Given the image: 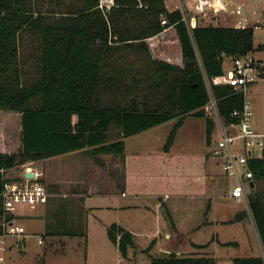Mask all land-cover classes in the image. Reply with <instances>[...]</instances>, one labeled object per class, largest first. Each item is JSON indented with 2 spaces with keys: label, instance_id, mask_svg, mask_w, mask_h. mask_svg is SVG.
I'll return each mask as SVG.
<instances>
[{
  "label": "trees",
  "instance_id": "16d2710c",
  "mask_svg": "<svg viewBox=\"0 0 264 264\" xmlns=\"http://www.w3.org/2000/svg\"><path fill=\"white\" fill-rule=\"evenodd\" d=\"M170 25L178 32L183 63L154 55L147 41ZM24 30L37 33L38 51L26 54ZM261 46L255 45L254 25L190 28L181 9L166 0H0V111L17 109L21 122L19 148L0 149V214L7 169L27 160L73 149L97 158L101 152L123 156L126 135L177 116L163 145L169 149L189 112L205 115L211 135L216 118L204 107L210 99L205 73L213 79L224 71L227 54ZM30 55L33 65H27ZM211 83L221 113L231 119L243 91ZM248 163L255 178L249 205L264 246V196L256 182L264 177V153L250 155ZM48 203L45 234L87 233L86 215L75 209L74 197ZM248 213L241 208L231 220ZM107 231L124 255L135 244L133 232L117 221ZM150 264H217V257L171 249L151 255ZM233 264H264V253L235 255Z\"/></svg>",
  "mask_w": 264,
  "mask_h": 264
},
{
  "label": "rangeland",
  "instance_id": "374dc122",
  "mask_svg": "<svg viewBox=\"0 0 264 264\" xmlns=\"http://www.w3.org/2000/svg\"><path fill=\"white\" fill-rule=\"evenodd\" d=\"M189 7L188 25L193 23L219 24V25H254L255 27V45L262 44L255 53L264 59V0H224L225 7L219 10H211L207 15L199 14L193 7L192 0H184ZM175 7H179L183 13L184 5L179 0H167ZM170 6V7H171ZM21 43L26 54L30 51H38L39 39L35 32L24 30L22 32ZM175 47L170 44L165 51L175 55ZM153 53V51H152ZM154 54V53H153ZM178 58V56L176 57ZM202 62L201 56H199ZM233 57L227 54L224 59V69L228 70L232 65ZM35 63V56L30 55L27 65ZM203 70H205L203 66ZM208 86L211 85V79L205 73ZM249 96L253 102V119L256 127L264 126V74L260 75L249 85ZM216 118V117H215ZM177 116L167 118L145 130H140L129 134L127 139V149L147 148V151L157 152L163 148L168 133L172 128ZM21 123L20 113L17 109L4 107L0 111V131L3 132L1 140L5 143L0 145L9 150L18 149L21 142ZM221 130L216 119L215 126L211 135L207 134V120L204 114L189 112L186 114L184 124L178 128L172 148L175 151L178 164H173L166 172L160 168V172L144 175H130V186L147 191H174L175 188L197 187V167L199 154L210 152L212 158L220 160V156L214 152L217 139ZM235 145L238 150L245 151L246 145L243 138H237ZM213 150V152H212ZM46 157V156H45ZM104 159L102 162L100 159ZM26 164L41 165L48 167L49 174L57 177L56 186L51 188L60 191H67L74 187L87 189L93 183V188L103 186L116 187L121 184L122 177L120 167L122 159L120 155L114 153H101L97 158L82 150H74L62 153L58 156L40 157L27 160L7 169L10 176L23 168ZM118 167V168H115ZM157 167H152L156 169ZM119 170V171H117ZM215 186L209 188L212 191L210 195L203 194L198 197L195 204L194 221L203 219L201 226L191 228L190 235H185L186 246L191 253H208L210 245L209 239L212 235H220L222 238L240 239L241 243L218 242L217 249L225 253L229 251L233 254H250L262 251L264 246L252 213L250 206L244 199H237L228 192L231 190L235 180L234 175L226 172L220 160L214 162ZM41 179L48 184L47 177L43 175ZM169 181V182H168ZM257 187L264 196V177L257 178ZM110 184V185H109ZM109 185V186H108ZM130 188V187H129ZM127 189V188H126ZM153 193V192H152ZM140 197L145 201L139 208L114 207L110 203L118 201H127L132 195L127 194H89L92 203H101V206H94L86 215L87 233L81 234H45L46 222V204L41 201L21 202L17 208V220L26 227L25 243L20 245L16 243L8 251L9 264H132L131 257L124 255L118 244L110 238L107 228L108 225L119 216L127 222H133L136 229L145 232H137L135 244H130L134 250L143 254L147 263L151 262V255H164L168 251L163 248L167 230L174 226L173 217L167 211V204L157 205L160 197L150 195ZM158 193V192H157ZM53 196H63L62 194ZM49 197V196H48ZM175 194L168 197L167 201L175 202ZM200 198V199H199ZM247 205V206H246ZM247 207L249 213L242 219L230 220L235 211ZM78 209V208H75ZM132 212L137 214L136 218L130 216ZM139 215V217H138ZM210 218H214L211 220ZM210 220V221H209ZM108 223V224H107ZM43 240L39 241L38 237ZM191 238L199 241L208 242L206 245L195 246L191 243ZM180 242V241H178ZM251 244L255 250L251 248ZM129 248V247H128ZM252 249V250H251ZM188 251V252H189Z\"/></svg>",
  "mask_w": 264,
  "mask_h": 264
},
{
  "label": "crops",
  "instance_id": "0c3cea01",
  "mask_svg": "<svg viewBox=\"0 0 264 264\" xmlns=\"http://www.w3.org/2000/svg\"><path fill=\"white\" fill-rule=\"evenodd\" d=\"M167 4L171 6L168 2ZM171 7H175V5ZM147 41L149 42L151 50L153 51L154 55L163 57L168 60L183 63V53H182L181 42L179 39L178 32L174 25H170L166 27L164 30H162L161 32L147 37ZM169 44L175 47L176 49L175 55L170 54L168 51H165ZM257 50H260V49H257ZM257 50H254V52H256ZM177 56L178 58H176ZM184 122L178 128H180L184 124ZM145 129H142V130H145ZM2 134L3 132L0 131V137H3ZM125 140H126V147H125V152L123 156L121 153L107 152V153H114V154L120 155L122 159V166L120 167L121 169L120 174L122 177V182L120 185L117 186V188L116 187H106V186H103L101 189L100 187L93 188L95 184L91 183L87 187V189H83L80 187H74V188H71L70 190L62 192L58 189L51 188V185L56 186L55 180L57 179V177L49 174L48 167L45 166L44 164H41V165L26 164L25 168L16 172L14 175L19 176L23 171L24 172H26V170L30 171L31 168L42 169L43 175L47 177L48 181H50L47 183L50 184V187L49 185L48 187L51 191V194L49 195L48 199L44 202L48 203L51 199H53V197L54 198L56 197L53 195L62 194L63 196H66V197H74V199L77 201V205L75 206V208H81L85 215H87L88 212L92 210L94 206L102 205L101 203H92L91 201L93 200H91V198L90 199L88 198L89 194L95 195V194L111 193V194L118 195L121 193L122 194L130 193L132 197H130L127 201L116 200V203H110L109 205L114 206L116 208L118 207L128 208V206L139 208L140 205H142L145 202V201H142L140 197L142 195L143 197H147L149 193L153 192L150 195L154 194L160 197V199L156 201L157 205L166 203L167 211L171 215V217H173V220H174V226L167 230V238H165V244L163 245V248L167 250L168 252L171 249H176L179 252H188L189 247L186 246L187 240L185 239V235L187 236L190 235L191 228L196 227V226H201L202 225L201 222H203V219L201 220L198 219V221L193 220V217L195 215L194 201H196L199 196L206 194V193H207L206 195H210V193L212 192V191H209V188L212 186H215V184L218 182L216 181L215 175H213L215 173L214 172V162H217V161L220 162V160L216 159L215 157L212 158L213 154H210V152H206V154L201 152V154H199L198 156L197 155L195 156V157H198L196 159H199V165L197 167V176H196L198 177V179L195 182V184H197V187L196 186L192 188H189L187 186L183 188L180 187V188H175L176 190L171 191V192L165 191V193H162L159 191L142 190V189H138V188L130 186V179H129L130 175L147 176L148 173L154 174V171L160 172L157 174H162L160 171V168H163V170L166 172L167 170L169 171V168L173 166V164L175 163L178 164L179 162L176 160L175 153H174L175 151L173 150L172 145L170 146L169 149H165L163 146V148L158 150L157 152L147 151V148H143V147L134 148L130 151L127 149L126 137H125ZM4 141L6 140L0 139V145L4 144L5 143ZM19 144H21V142H19ZM0 149L9 150L1 146H0ZM74 150L76 149L69 150V151H74ZM62 153H65V152H62ZM62 153H57L53 155L58 156ZM101 153H106V152H101ZM101 153L98 154L99 158L101 157ZM49 156H52V155H49ZM49 156H46V157H49ZM100 160L102 162L104 161L103 158ZM152 167H157V168L152 169ZM115 168H118V167H115ZM43 175L41 177H43ZM172 194H175L176 196H179V197L176 198L175 202H173L174 200L168 202L167 199ZM46 206L48 208L47 204ZM47 208H46V211H47ZM130 216L133 218H136L137 214L131 211ZM233 216H231L229 219L231 220ZM210 219L214 220V218H210ZM113 221H117L118 223L124 225L126 228L130 229L133 232L134 240H135L134 235H136L137 232H145L144 230L136 229L134 225H132L133 222L132 223L127 222L122 217L117 216L115 217ZM209 240H210L209 241L210 248H209L208 253L213 254L217 257V264H233V257L236 254L230 253L229 251L227 252L225 251L224 253L221 250L217 249V246L219 245L218 242H223L226 239L222 238L220 235L213 234ZM232 240H236L238 244L242 242L240 239H232ZM194 242H203V241H199L196 238H191V243L194 244ZM116 243L118 244V242ZM251 248L255 250V247H253V244H251ZM260 253L263 254L262 251L253 252L250 254H260ZM238 255H249V254H238ZM126 256L131 257L132 264H146L147 263V260L143 256V254H141V252L138 251L137 249L134 250L130 246L128 248V252Z\"/></svg>",
  "mask_w": 264,
  "mask_h": 264
},
{
  "label": "built area",
  "instance_id": "2783aa9c",
  "mask_svg": "<svg viewBox=\"0 0 264 264\" xmlns=\"http://www.w3.org/2000/svg\"><path fill=\"white\" fill-rule=\"evenodd\" d=\"M185 8L183 18L188 20L189 7L184 0H179ZM112 3L113 0H101V4ZM193 7L199 14H209L211 10L225 7L224 0H192ZM166 21L165 18L162 19ZM187 22V21H186ZM188 24V23H187ZM196 22L190 27L192 28ZM232 65L213 76L214 81L228 82L244 93L241 106L230 110L231 119H227L220 111L217 96L212 83L209 86L210 99L204 104L218 121L221 134L213 149L220 156L223 168L234 175L235 180L229 193L237 199H244L249 205V191L252 189L250 179L253 178V169L249 165V156L264 153V126L256 127L253 119V102L248 94L249 85L260 75L264 74V59L254 51L232 54ZM243 138L246 150H238L235 145L237 138ZM30 167V166H28ZM28 169V168H27ZM30 169V168H29ZM33 174L24 171L19 175L10 176L5 180L2 189V210L0 214V264H9L8 251L19 243H25L26 227L17 220L19 203L25 201H46L51 191L41 179L43 170L31 168ZM250 206V205H249ZM43 240L42 236L38 237Z\"/></svg>",
  "mask_w": 264,
  "mask_h": 264
},
{
  "label": "water",
  "instance_id": "95a60500",
  "mask_svg": "<svg viewBox=\"0 0 264 264\" xmlns=\"http://www.w3.org/2000/svg\"><path fill=\"white\" fill-rule=\"evenodd\" d=\"M26 174H33L34 173V171H29V170H26V172H25ZM250 182H251V186H252V188H254L255 187V178L253 177V178H251L250 179Z\"/></svg>",
  "mask_w": 264,
  "mask_h": 264
}]
</instances>
